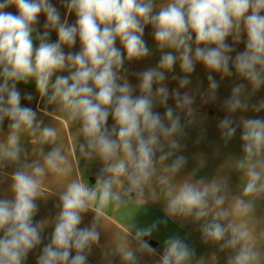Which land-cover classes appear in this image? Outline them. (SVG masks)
<instances>
[{
	"label": "clouds",
	"instance_id": "obj_1",
	"mask_svg": "<svg viewBox=\"0 0 264 264\" xmlns=\"http://www.w3.org/2000/svg\"><path fill=\"white\" fill-rule=\"evenodd\" d=\"M13 6L17 14L6 11ZM64 7L75 14L74 23L62 19L51 0H0V127L9 121L7 133L0 136V173L10 177L12 195L0 199V264H23L42 243L49 221L34 224L33 217L36 200L50 195L44 194L45 177L66 176L81 159L101 162L95 185L72 179L56 193L60 211L37 264H88L92 247L99 244L98 226L105 209L133 199L142 204L145 188L153 184L163 195L165 216L203 221L199 230L204 243L231 252L227 264H264V252L247 220H234L251 216L256 201L264 197V118L241 117L238 124L231 118L249 107L244 84L233 87L223 103L228 115L218 124L225 143L242 126L243 155L236 162L245 181L241 193L231 194L224 178L175 182L187 163L178 154L180 140L197 119L196 95L180 89L191 83L196 65L209 72L208 92L201 94L204 103L217 99L219 84L212 72L231 77L234 68L253 92L264 86V0H64ZM41 14L46 17L42 33L37 28ZM146 26H151L162 54L155 67L133 73L138 80L133 86L124 65L151 54L143 39ZM53 30L55 42L50 41ZM244 35V50L236 52L234 45ZM229 37L232 44L226 42ZM77 39L80 50L66 53L64 48H72ZM117 40L123 51L116 47ZM177 64L185 75L179 78V87L170 90L164 83L166 73ZM30 81L41 99L55 106L54 113L79 125L82 143L65 149L57 142L56 127L44 125L37 110L21 105L17 84ZM170 98L174 107L168 104ZM23 99L31 102L34 97L26 93ZM156 106L165 109L163 115L154 110ZM251 107L264 110V100ZM25 135L41 157L31 163L21 159ZM44 145L52 146L47 154ZM10 166L14 170L4 172ZM88 212L94 214L90 226L79 227ZM161 224L167 220L133 225L129 235L135 246L121 244L114 250L121 264H140L143 254L157 256L145 237ZM194 256L195 249L173 235L164 240L154 264H191Z\"/></svg>",
	"mask_w": 264,
	"mask_h": 264
},
{
	"label": "rangeland",
	"instance_id": "obj_2",
	"mask_svg": "<svg viewBox=\"0 0 264 264\" xmlns=\"http://www.w3.org/2000/svg\"><path fill=\"white\" fill-rule=\"evenodd\" d=\"M51 2L59 9L62 19L67 18L68 22L74 23L76 20L75 14H68L64 7V0H51ZM6 11L17 14L16 8L10 7ZM264 14V13H262ZM46 17L41 14L39 17L38 30L43 32V24ZM58 39L57 33L51 31L50 41L55 42ZM143 39L146 41L148 48L151 50V54L140 60L126 61L124 67L128 69L129 82L136 86L138 80L133 73H139L147 68L155 67L160 59L161 52L157 48V45L152 36L151 26L145 27ZM246 40V35L240 43L235 44L236 52L243 51ZM232 44L231 37L226 41ZM116 47L121 48L120 41H116ZM80 50V43L77 39L76 44L73 47V53ZM67 53V46L64 48ZM165 51H170L166 49ZM236 52H233V57ZM233 75L231 77H223L220 73L212 72L211 75L215 78L219 84L216 90L217 99L214 102L204 103L201 99V94L208 92V70L200 63L195 67L193 73L190 74L189 79L191 83L187 88L180 89L181 93L190 91L196 95V101L193 107L197 111L196 121L188 126L185 130L184 137L181 138L180 143L182 150L180 153L186 157L187 163L181 169V171L175 177V182H179L184 179H191L193 181L205 178L211 181L215 178H224L228 182L229 190L233 195H239L244 184L242 173L236 167V162L242 155V141L240 139L242 133V126L237 127L236 135L227 143L221 137V132L218 127L219 121L223 119L228 113L224 110V101L231 96L232 89L237 84H244L246 87V98L249 104L247 110H238L231 115L234 123L238 124L241 117L244 118H264V110L255 112L252 109V105L257 104L261 100H264V86L255 92L252 91L247 81L243 80L235 73V69H232ZM61 75H67V73H60ZM185 74L180 70L179 64L175 65L171 72L166 73L167 79L165 84L172 90L179 87V78ZM173 76L177 79H173ZM18 90L21 92V105L32 107L37 110L38 119L43 120L44 125L53 126L57 129V142L64 145L65 149L71 147L74 142L77 144L83 142V137L78 136L79 125L72 126L62 113H54L55 106L47 105L44 100L41 99L39 93L36 90L35 82L30 81L28 84H17ZM155 89V86H154ZM26 93H31L34 99L29 102L23 99ZM135 94H139L138 91ZM170 106H175L174 101L170 98L168 101ZM155 111L163 115L165 109L160 106H156ZM54 113L53 115H50ZM9 121L5 119L3 126L0 127V136H3L8 131ZM113 124V120L109 117L107 126L110 128ZM21 146L23 152L21 159H27V162L31 163L33 160L40 159L39 153L35 150L36 145L31 143V139L26 135L21 139ZM51 145H44V153L47 154L51 150ZM78 158L79 153L76 152ZM70 161L73 160L72 155H69ZM170 162V161H169ZM102 164L99 160L91 162L79 160L78 168L74 166L72 173L66 176H58L55 174H48L44 181V194L47 198H40L36 200L38 205V211L33 217V223L40 221H49L48 226L42 232V243L35 249L31 250L23 262V264H37L38 257L42 253L43 247L50 242L51 234L54 230V222L58 215L60 208L57 207L58 195L56 194L59 189L66 187L67 183L72 179L79 178L82 182L89 183V186L95 185V177L99 173ZM13 167H8L4 170L6 173L13 171ZM10 184V177L0 173V199H11L12 195L8 191ZM164 198L159 190V187L155 184L145 188L144 202L140 204L135 199L121 204L117 207L115 204L109 205L105 209V217L101 220L98 230L100 232L99 244L92 247V251L88 256V264H121L120 258L114 253V250L121 244H128L135 246V242L131 240L129 233L134 231L133 225L138 227H144L150 225L156 220H167V224H161L159 229L153 233L150 240L159 244L156 248L157 256H149L143 254L140 264H154V261L158 259L159 254L163 252L164 240L169 236L178 235L185 239L186 243L190 247L195 249V256L193 257L191 264H227V258L232 253L229 251L221 252L218 244L211 242L204 243L202 234L200 232V225L203 221L196 222L192 218L174 217L168 218L164 214ZM94 214L88 212L83 214L82 223L79 227L83 228L90 226L93 220ZM235 222L239 223L242 220H247L249 227L254 231L256 236L257 247L264 252V197L259 198L255 203L254 213L247 218H234ZM2 236V233H0ZM75 253L73 252V255Z\"/></svg>",
	"mask_w": 264,
	"mask_h": 264
},
{
	"label": "crops",
	"instance_id": "obj_3",
	"mask_svg": "<svg viewBox=\"0 0 264 264\" xmlns=\"http://www.w3.org/2000/svg\"><path fill=\"white\" fill-rule=\"evenodd\" d=\"M34 37H35V34H34ZM34 44H35L36 46H38V41H35V39H34ZM73 47H74V46H73ZM73 47L70 48V49L67 47V50L73 52ZM150 241H152V240L148 239V242H149V243H150ZM156 244H157V247H158L159 244H158V243H156ZM157 247H156V248H157ZM156 248H155V249H156Z\"/></svg>",
	"mask_w": 264,
	"mask_h": 264
},
{
	"label": "water",
	"instance_id": "obj_4",
	"mask_svg": "<svg viewBox=\"0 0 264 264\" xmlns=\"http://www.w3.org/2000/svg\"><path fill=\"white\" fill-rule=\"evenodd\" d=\"M145 239L148 241L149 237H145ZM150 244H151L154 248L157 247V244H156V242H154V241H150Z\"/></svg>",
	"mask_w": 264,
	"mask_h": 264
}]
</instances>
